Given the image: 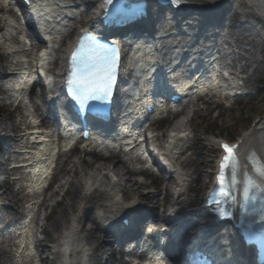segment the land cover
Returning a JSON list of instances; mask_svg holds the SVG:
<instances>
[{
	"label": "rangeland",
	"instance_id": "374dc122",
	"mask_svg": "<svg viewBox=\"0 0 264 264\" xmlns=\"http://www.w3.org/2000/svg\"><path fill=\"white\" fill-rule=\"evenodd\" d=\"M95 0H87V2H93ZM88 13L92 10L87 9ZM239 17L234 20L232 28H225L220 40H223L230 44V50L224 51V60L226 62L230 61L231 65L235 69H239L242 74H246L245 80H238L239 86L237 88L238 97L236 101L232 102L230 100L227 103L221 104L218 99H204L200 101L195 106L184 107V114L182 121L185 122V130H188V137L186 138V144L181 145L187 147L188 150L182 155L178 162H184V167L179 168V172L184 176L182 189L179 191V197L174 199L164 197L158 192L164 189L167 183V178L164 176L162 178H156L152 172H145L144 178L134 177L138 182H141L146 186L145 191L157 195L158 201V212L159 216L162 212L168 210H173L175 208L181 211H188V206L191 204L197 205L202 198V192L207 188L210 182L209 173L213 169V157L215 155V150L213 148V139H225L227 141L234 142L236 138H240L243 134H246L251 130L253 126V121L256 118L263 116L264 111V28H262L257 20L249 13V11L242 10L239 12ZM88 17H84L83 23H86ZM74 33V32H73ZM72 33V35H73ZM66 42H63L65 45ZM63 48V47H62ZM7 67V63L4 57L0 54V73H4V69ZM3 96H0V120L5 122L4 126H11V124H16L11 126V129L18 132L17 129L22 128L17 122L19 119V114L23 112L18 110L12 113L11 109H8L3 102ZM220 103V104H217ZM194 110V111H193ZM198 110V111H196ZM155 119V118H153ZM8 120V121H7ZM156 120V119H155ZM177 119H168L166 123L157 126L156 135L161 137L162 142H165V135L167 134L169 126H172ZM246 120H250L248 125L245 124ZM9 122V123H8ZM247 126V128H246ZM211 134V135H209ZM213 135V136H212ZM65 156L62 161L61 159L56 164V169L54 171V181L55 184L58 182L59 177L62 175L63 187L61 184L57 191L54 190V184L50 187L47 193H44L41 199L46 198L45 207L40 210V219L43 217H48L45 223H38L37 227L32 229V224L30 232L36 240V247L34 251H31L33 255V264H58L59 261V240L61 235L68 231L71 227L77 233V239L84 244H87L90 248V253L95 252L100 247V241L103 238L97 237L95 234V226L92 221H96L93 213H95L97 207L107 206V202L99 201L98 193L94 194L92 197H86L89 192L83 191L81 189V200H78L76 206V212H69V221L64 224H59L55 227L52 222L57 213L65 206L69 205V200L67 195L72 190L73 187L79 186V182L84 186L86 177L93 173L90 167L93 162H101L96 156H83L82 153L75 152V154L62 152L59 153ZM13 158V157H12ZM88 163L90 166H85ZM142 169L137 167L135 170ZM177 169V168H176ZM60 170V171H59ZM59 171V172H58ZM66 172V173H65ZM16 175V174H15ZM18 176V175H16ZM83 177V179H82ZM20 185L11 180L7 182L6 187L0 194L2 195L3 204L8 206L6 212L14 218H22L28 213L27 209L19 207L17 205V200L25 201V196L18 192ZM80 187V186H79ZM83 188V187H82ZM66 190L65 196L60 199V194ZM174 192V191H173ZM86 197V198H85ZM186 198V200H184ZM61 200V201H60ZM131 198L126 197L125 202H129ZM184 200V201H183ZM60 202V203H59ZM59 203V205H58ZM57 204L53 207L52 205ZM65 205V206H63ZM147 207V210L151 208L152 205L143 204ZM88 209L89 211L83 216L82 210ZM92 213V214H91ZM35 213L31 223H33L35 218ZM163 215L161 216V218ZM160 217H158V220ZM40 222V221H39ZM97 223V222H96ZM75 225V226H74ZM81 225H85L86 230L90 232H79ZM43 240V242H41ZM15 242V236L13 234H0V256L3 259L0 260V264H14L13 258L6 252L9 251L13 254V248L9 245ZM48 242L51 245V250L46 248L45 243ZM57 249V252L55 250ZM240 247L236 246V251L240 252ZM101 250L97 252V255H93L92 260L98 259L101 254ZM7 253V254H6ZM239 254V253H237ZM110 261L113 258L107 257ZM18 262H22L20 258Z\"/></svg>",
	"mask_w": 264,
	"mask_h": 264
},
{
	"label": "bare ground",
	"instance_id": "6f19581e",
	"mask_svg": "<svg viewBox=\"0 0 264 264\" xmlns=\"http://www.w3.org/2000/svg\"><path fill=\"white\" fill-rule=\"evenodd\" d=\"M64 1V0H62ZM81 1V0H79ZM73 4L76 3L75 0H72ZM58 3H60L58 0H43L41 1V3H38L37 6H39L40 8H42V10H44L46 12V14H48V19H52L53 17H57L59 15H56L55 11H54V7L55 5H57ZM64 3V2H63ZM43 7H48L49 9H43ZM89 7L92 8L93 7V2L89 3ZM72 12L69 11V13L63 11L62 12V17L63 16H67V15H72ZM60 17V16H59ZM61 18V17H60ZM8 21V18H4L2 17L0 19V36L3 40V42H1L0 44V49L1 50H5V48H3V46L9 44L12 45L13 47H20V43L18 41L17 36L20 34V30L19 28L16 27H12L9 23L8 25L6 24V22ZM71 22V21H70ZM75 22V21H74ZM72 23V22H71ZM46 28H51L53 29L56 34L61 35L62 37H65V35L69 34V32H71V26L69 27H65V28H61V27H55V26H46ZM112 40V42L115 40V38H110ZM69 44V43H68ZM67 44V45H68ZM61 46H63V42L61 44ZM61 48V47H60ZM15 53V54H14ZM10 54H14V55H2L7 63V65H13L15 67H22L23 70L26 69V62H22L21 64H19L18 62H13L14 59L16 57H18L19 55L23 56L25 59L27 60V64L33 65L34 62L37 63V59L39 57V59L42 62L47 61L51 54H40L39 56H35L32 51L30 52H26V51H20L19 48L15 49L13 51V53ZM55 59H56V66L59 64V62L61 61V55H62V51L61 49H58L55 52ZM136 54H133L131 56L130 61L131 64H133L134 68L136 66L137 72L138 73H144L147 71L148 69V65L147 62L144 60H141V62H138V56L135 57ZM214 58V56L212 57ZM157 63L159 64L160 67H162L163 69H169L170 67H174L175 64L173 63V57H169V56H164V55H157ZM61 71V70H60ZM189 71H186V74ZM205 78H208L211 74V72H205ZM4 74L0 75V78H4ZM7 77V76H6ZM238 80L240 81L241 79L238 77H235L231 74H228V79L224 80L221 76H219V74L214 75V77H212L211 79L208 80L207 85H200L199 86V90H204L206 89V87L212 88L213 85L215 84V86H217L218 89L217 93L220 96H223L224 94H231L234 93V96H237V88L239 86ZM245 80V79H244ZM196 85V83L194 84ZM17 92L15 95V101L11 102L10 98L5 97L4 99L6 101H8L9 103L7 104L8 108L12 107V104L14 103H18L17 106L14 108V111H12V113H15L16 111H18L19 109H23V111L25 110V106L26 104H22L23 99L29 95L32 98V101L35 103V107H36V111L37 113L41 112V107H40V99L37 98V96H35L34 94L31 95L28 94L29 92V88H28V83L27 82H23L22 84L18 83L17 85ZM214 86V87H215ZM197 90V88H196ZM4 95V94H3ZM201 100V99H200ZM210 100V99H209ZM39 101V102H38ZM188 103V102H186ZM194 111V110H193ZM198 111V110H196ZM25 112H27L25 110ZM140 112L143 114L145 113V109L141 108ZM19 119H18V123L20 125L23 126H30L33 125L34 120L31 118L29 121L27 120V118L29 116H24L22 114H19ZM30 118V117H29ZM8 121V120H7ZM9 123V122H8ZM35 125V124H34ZM185 124L178 123V122H174V124L172 126H169L168 130L169 133L174 134L171 137H169V141L166 142V144L168 145H173V148L169 151H165L163 155L171 157L172 154L176 153V145H177V141H181L184 142L186 141V139L184 141H182V138H176L178 135L181 134H185L186 130L183 127ZM11 126H15L16 124H11ZM34 129V128H32ZM157 127L154 126V124L149 125V127L147 128L148 131H156ZM18 131H20L19 129H17ZM29 130V129H27ZM20 133V132H19ZM37 132H34V134ZM45 138H38V141L36 143H33L29 150H27L25 153V157L24 156H20L18 154H13L15 155L13 157V159H17L15 161L16 165L15 168L13 169L12 173L16 174V175H23L24 171H26L28 168H30V164L28 163V160L30 159V154L31 153H36L40 156L43 157V161L36 163V165H38L36 170H42L44 172V175H47V172L50 169V165L52 164V158L54 156V152H55V143H54V139L51 136H45ZM25 136L23 135H18L17 138H15L14 143L18 142L19 144H24L25 143ZM186 143V142H185ZM33 150V151H32ZM139 152L142 153V148L139 150ZM36 155V156H38ZM27 157V158H26ZM65 158L64 155L62 154H58L56 159H55V163L58 162L60 159L62 161H64L63 159ZM174 158V157H173ZM239 158L242 164L245 165V167L240 168L241 169V175L244 174L245 171H250L251 170V163L257 162L259 161L260 163H264V115L262 116V120L261 122L256 125L252 131H249L245 134V138L244 140H242V145H241V152L239 154ZM170 162V161H169ZM170 167L168 168L169 172H170V176L167 179V183H166V187L164 189L159 190L158 192L155 193H161L164 197L167 198H175V195L177 193L180 194L181 191H179L180 189H182V183L184 176L173 166L172 162L169 163ZM180 166L185 165L184 162L179 164ZM85 166H90L88 163H85ZM93 170V173L91 174V176L88 178V180L86 181L87 183L84 184V186H87L88 183L91 182V178L94 177V184H96L99 181V186L105 185V190L108 189L109 191H104V190H96L94 191L90 196L92 197L94 194L98 193L99 195V201L102 202H107L108 203V207L110 210H106L108 213L112 214V216H116V218H114L115 220H119L121 221L123 218H118V216L120 215L121 217L124 216V214L129 211L131 213L132 210H136V211H140V207L138 206L137 203H144L146 205H152L150 210H149V214H151L152 216H155V213L157 211V207H158V201H157V195L146 192V186L144 184H142L141 182H138L136 179H134V177H136L137 175L141 174V170H135L132 169L130 167V162H128V160H124L122 158H117L114 160H110L108 162L106 161H101V162H93L92 165L90 166ZM60 171V170H59ZM58 171V172H59ZM107 171V173L112 175V178L117 179L121 184L119 187V190L117 191L116 188L117 187H109V177H107V174H101V172ZM66 173V172H65ZM99 173L101 179H98L97 177H99L97 174ZM63 179V177H61L58 182H57V188L59 187V185L61 184V180ZM83 179V177H82ZM16 183H18L17 181H15ZM42 186V185H41ZM61 186H63V184H61ZM80 186V187H79ZM79 186H75L72 188V190L69 192V194L67 195V199L69 200V205L63 207L58 213L57 215L54 217L52 224L57 227L59 224H66L69 221L68 218V214L69 212H76V206H77V202L78 200H81V189L82 187L84 188V186H82V184L79 182ZM108 186V187H106ZM93 187V186H92ZM24 188L22 186L19 187L18 192H20L21 194L24 195ZM54 192L57 190H53ZM174 191V192H173ZM119 193L121 195L120 200L122 202L121 205H119L120 203H118L117 201H113L112 199V193ZM45 192L41 193L42 195H44ZM5 194V193H4ZM2 194V195H4ZM40 194V195H41ZM37 195V194H36ZM35 194H33L32 192H30V194H26L25 196V201H21V200H17V205H19V207H23V209H28L25 208V205H29L32 206L31 209H33V211H35V218L32 223V229L36 228L38 225V220H39V213H40V209L45 207V203L46 198H43V200H40L38 196H36ZM41 195V196H42ZM112 195V196H111ZM129 197L131 198V200L129 202H127V204H125V198ZM86 198V197H85ZM124 205V206H123ZM34 206V207H33ZM89 210L88 209H84L82 210V215L84 216ZM168 212V211H167ZM45 219V218H44ZM96 220V219H95ZM93 225L95 226V234H97L96 236L99 238H104L107 234V230L106 227L104 226V224L102 223H96V221L94 222L93 220H91ZM18 223H15V225H17ZM19 226V224L17 225ZM75 226V225H74ZM31 228V223L28 226H25L24 229L22 230L23 232L20 234L21 235V244L20 246L17 245V247L20 249L22 248V252H27L29 249L31 250H35L36 247V240L35 237L33 236L32 232H30ZM151 229V237L158 239L159 234L158 230L155 228V226L153 227L151 225L150 227ZM194 226H191L189 228V233H192L194 231ZM87 232L90 234V232L88 230H86L85 225H81L79 232ZM17 233V232H16ZM19 235V237H20ZM29 235H30V239H29ZM18 237V238H19ZM69 237L71 238V234H69ZM125 238V237H123ZM16 244H10L9 247L10 248H15ZM73 245V241L72 238L66 239V247L70 248ZM86 246H88L87 244H85ZM103 247H108V244H103ZM155 245L154 244H149L147 246L148 250L151 251L153 250V247ZM102 249V246H100L95 253H97L98 251H100ZM12 258L14 261V257L11 254L10 250L6 251ZM220 251L218 250L217 253H219ZM6 253V254H7ZM30 253V254H29ZM32 253L30 251H28L27 253H25L23 257H21L23 264H33V255H31ZM231 254L227 253L224 254L222 253L220 256H218L219 261L222 264H227L229 262H233L234 259L231 258ZM3 259V256H0V260ZM151 260L153 261V259L151 258ZM141 261V260H140ZM16 264V263H14ZM132 264H139L137 262V258H133L132 259ZM146 264H159L158 262H154L151 263L149 258H146Z\"/></svg>",
	"mask_w": 264,
	"mask_h": 264
},
{
	"label": "snow or ice",
	"instance_id": "6c2138e0",
	"mask_svg": "<svg viewBox=\"0 0 264 264\" xmlns=\"http://www.w3.org/2000/svg\"><path fill=\"white\" fill-rule=\"evenodd\" d=\"M182 0H171L173 5H179ZM114 0H105V4H113ZM116 13L124 10L116 0ZM134 11V10H133ZM119 61V51L115 46L105 47L93 38L85 35L71 52L69 58L70 73L67 79L69 95L81 109L88 111L97 118H104L105 109L102 106L111 95L112 85L115 82V72ZM96 101L98 103L90 104ZM224 155L220 159L219 172L216 183L219 186L213 195L214 203L222 201L235 203L234 192L239 185L242 198L240 207L245 208L249 203L255 204L259 194H264V163L252 165L250 171H245L242 180L238 177L239 161L237 145L221 144ZM230 172V177L226 175ZM252 173H255L254 175ZM261 216L264 218V199H261Z\"/></svg>",
	"mask_w": 264,
	"mask_h": 264
},
{
	"label": "trees",
	"instance_id": "16d2710c",
	"mask_svg": "<svg viewBox=\"0 0 264 264\" xmlns=\"http://www.w3.org/2000/svg\"><path fill=\"white\" fill-rule=\"evenodd\" d=\"M250 122V120H246L245 121V124L248 125V123ZM247 127V126H246Z\"/></svg>",
	"mask_w": 264,
	"mask_h": 264
}]
</instances>
